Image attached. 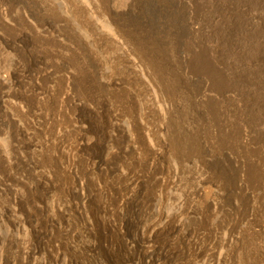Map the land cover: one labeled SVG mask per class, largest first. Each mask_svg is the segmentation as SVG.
Returning <instances> with one entry per match:
<instances>
[{
	"label": "rangeland",
	"instance_id": "1",
	"mask_svg": "<svg viewBox=\"0 0 264 264\" xmlns=\"http://www.w3.org/2000/svg\"><path fill=\"white\" fill-rule=\"evenodd\" d=\"M60 3L0 0V80L7 84V88H0L3 106L15 115L25 112L23 119L29 120L32 113L26 110L35 98L33 94L40 91L50 96L52 90L60 89L65 77L76 74L78 62L83 61L82 50L89 41L81 32L82 40L74 36L76 25L92 31L100 50L97 59L107 74L117 78L116 88L124 91L115 89V93L125 94L130 104V110L125 111L118 106V120L132 125L135 148L139 153L157 149L155 146L165 151L157 169L164 178H171L162 192L153 188L149 194L153 198L161 192L167 212L176 213L173 222L182 230L165 232L151 250L162 252L165 264H264V0H111L108 10L99 0H67L66 6L77 15L75 21ZM147 11L155 14L154 20ZM111 20L117 29L115 24L108 27ZM118 26L124 33L132 28L131 39L123 32L118 37ZM138 44L155 52L154 58L152 53L129 54L133 46L140 47ZM159 51L169 52L168 56L158 55ZM149 58L153 62H184L187 77L201 89L195 102L196 116L192 112V118L181 120V111L169 110L160 86H151L158 75L144 65ZM130 62L136 65L132 71ZM148 76L150 80H146ZM141 123L147 127L146 142L137 135ZM6 124L0 117L2 137L10 141L13 137H9ZM99 124L91 121L86 136L89 144L95 141L93 134ZM188 137H195L203 146L198 157H186ZM0 202V215L5 212L0 218L17 220L30 211L26 202L16 208L9 205L1 192ZM193 234L206 248L189 249L188 253L184 242Z\"/></svg>",
	"mask_w": 264,
	"mask_h": 264
},
{
	"label": "bare ground",
	"instance_id": "2",
	"mask_svg": "<svg viewBox=\"0 0 264 264\" xmlns=\"http://www.w3.org/2000/svg\"><path fill=\"white\" fill-rule=\"evenodd\" d=\"M58 1L61 2V9L75 21L77 15L66 6L67 0ZM99 1L102 5L106 4L103 5L104 8H108L111 2ZM149 16L154 20L155 14L150 12ZM112 23L113 26H109ZM76 26L74 36L80 40L81 32L89 44H82L85 45L82 50L83 61L80 60L82 57L76 59L80 60L78 64L75 62L77 68L75 60L72 62L77 69L75 75L65 77L60 82V89L56 92L52 90L54 93L50 96L40 91L33 94L35 98L30 97L32 101L26 110V113L31 112L32 115L27 121L23 119L25 112L15 115L14 110L9 111L0 101V117L7 122L9 137L11 134L13 137L6 141L2 137L3 130H0V192L5 202L14 208L22 202L30 206L29 213L17 220L0 218V264H165L166 258L162 252L151 248L165 232L172 233L180 228L173 222L176 213L170 215L165 199L160 197L161 189L167 185L166 180L171 178H164L162 172L158 171L160 169H157L165 151L154 144L157 149L150 148L144 153H139L135 148L136 138L130 131L132 125L129 127L118 120L119 107L122 106L125 111L130 108V104L124 97L125 94L115 93V89H118L117 78L107 74L104 64L97 59L100 50L94 43L95 36L91 37L92 31H83ZM116 26V22L112 20L108 24L111 29H117ZM118 30L119 37L123 29L118 26ZM93 32L95 34L96 31ZM133 32L132 28L125 31L129 38ZM123 33L122 35L125 34ZM122 38L120 37L121 40ZM125 38L129 39L127 36ZM143 46L145 45L133 46L128 53L133 56H151L152 53L154 58L155 52L148 51ZM170 49L168 48L173 51ZM163 53L165 51H159L158 55L162 56ZM167 56L164 57L165 60ZM150 59L144 61V65L150 66L152 74L158 75L151 86L153 89L156 85L160 86L169 110L173 108L181 111L184 114L181 120L187 121L196 116L195 102L201 89L198 82L193 86L191 76L187 77L184 62L174 59L162 63L159 59L158 62ZM132 67H136L135 63L129 66L130 69ZM149 77L151 76L146 80H150ZM5 83L0 80V88H7ZM51 88L47 90L50 92ZM71 111L75 113H70ZM192 112L195 113L193 116ZM139 115L144 123V114ZM92 120L99 121L100 124L93 134L95 141L89 144L86 136ZM196 122L198 121H195V125H198ZM143 123L138 124L137 135L145 141L147 127ZM195 137L187 139L190 142L186 157H198L202 153L203 146H200ZM153 188H159L161 192L150 198L152 195L149 193ZM1 213L0 217H4L5 212ZM191 236L190 241L184 242L188 253L189 249L199 251L206 248L197 234ZM154 253L157 256L154 257ZM171 256L170 254L167 259L170 260Z\"/></svg>",
	"mask_w": 264,
	"mask_h": 264
}]
</instances>
